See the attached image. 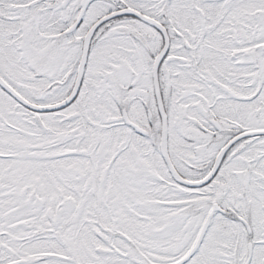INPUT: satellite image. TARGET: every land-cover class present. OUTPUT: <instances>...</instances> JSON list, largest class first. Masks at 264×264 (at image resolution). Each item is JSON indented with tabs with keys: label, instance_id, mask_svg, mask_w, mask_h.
Masks as SVG:
<instances>
[{
	"label": "snow or ice",
	"instance_id": "obj_1",
	"mask_svg": "<svg viewBox=\"0 0 264 264\" xmlns=\"http://www.w3.org/2000/svg\"><path fill=\"white\" fill-rule=\"evenodd\" d=\"M0 264H264V0H0Z\"/></svg>",
	"mask_w": 264,
	"mask_h": 264
}]
</instances>
